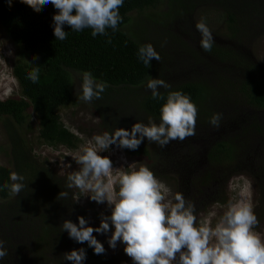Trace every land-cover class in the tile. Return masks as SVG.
Listing matches in <instances>:
<instances>
[{
    "label": "trees",
    "instance_id": "1",
    "mask_svg": "<svg viewBox=\"0 0 264 264\" xmlns=\"http://www.w3.org/2000/svg\"><path fill=\"white\" fill-rule=\"evenodd\" d=\"M159 1L0 0V25L28 56L13 67L20 96L0 100L11 159L0 163V264H118L102 263L89 244L90 260L80 259L84 214L71 179L39 159L20 132L32 112L43 142L77 145L58 114L74 101L70 70L81 74V94L106 136L147 159L149 176L176 183L165 214L172 227L193 229L199 212L226 201L238 174L253 180L264 208V65L244 43L264 33V0H170L179 9L163 29L177 24L176 38L204 71L167 83L172 75L159 68L149 86L148 49L125 26L131 11ZM202 5L224 15L223 40L193 19ZM184 30L196 34L195 44Z\"/></svg>",
    "mask_w": 264,
    "mask_h": 264
},
{
    "label": "rangeland",
    "instance_id": "2",
    "mask_svg": "<svg viewBox=\"0 0 264 264\" xmlns=\"http://www.w3.org/2000/svg\"><path fill=\"white\" fill-rule=\"evenodd\" d=\"M178 9V3L160 0L153 9L129 13L126 33L142 41L149 52V86L155 85L159 68H166L164 73L172 75L167 83L197 79L198 70L204 71L176 38L182 32L177 24L174 31L163 29ZM193 19L217 38L225 37L224 15L214 6L196 7ZM195 35L184 30L183 37L187 43L195 44ZM247 39L249 42L244 43L251 55L264 65V33ZM27 57L0 25V100L20 96L13 67ZM70 73L74 101L60 107L58 114L64 126L77 136V145L70 148L43 142L32 112L20 132L39 159L58 175L71 179L74 200L84 214L77 247L82 261L90 260L84 252V245L89 244L101 252L102 263L113 260L118 264H264V208L258 204L249 176L231 177L226 201L213 203L199 212L193 229H175L165 221V214L176 183L171 178L149 176L147 159L129 156L119 143L106 136L100 117L81 94V74L72 70ZM0 163L11 165L9 141L1 118Z\"/></svg>",
    "mask_w": 264,
    "mask_h": 264
}]
</instances>
